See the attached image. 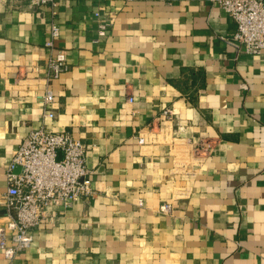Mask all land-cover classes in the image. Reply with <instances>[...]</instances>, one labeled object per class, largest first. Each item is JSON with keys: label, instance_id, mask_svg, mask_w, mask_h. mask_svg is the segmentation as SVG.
<instances>
[{"label": "crops", "instance_id": "1", "mask_svg": "<svg viewBox=\"0 0 264 264\" xmlns=\"http://www.w3.org/2000/svg\"><path fill=\"white\" fill-rule=\"evenodd\" d=\"M96 10L110 20L103 37ZM51 20L68 70L50 83L47 126L87 146L96 194L48 211L9 264H264V59L230 40L214 0H67L55 14L0 0V226L5 169L41 124L30 72L44 69ZM164 108L190 141L213 143L189 178L166 145L137 142Z\"/></svg>", "mask_w": 264, "mask_h": 264}, {"label": "built area", "instance_id": "2", "mask_svg": "<svg viewBox=\"0 0 264 264\" xmlns=\"http://www.w3.org/2000/svg\"><path fill=\"white\" fill-rule=\"evenodd\" d=\"M29 6H47L55 14L62 2L67 0H26ZM127 2L133 0H126ZM218 7L232 20L234 33L230 38L247 55L264 59V0H214ZM98 35L103 37L110 20L100 10L91 13ZM59 27L50 21L43 46L47 58L41 75L33 68L30 77L42 85L37 97L41 109V124L31 129L13 151L5 169L7 187L1 198L5 223L0 226V253L10 263L15 255L30 247L36 229L48 211L67 208L72 203L92 199L93 171L86 165L87 146L66 132L54 131L47 124L54 119L51 108L53 95L50 83L68 70L66 52L56 45ZM27 77V78H30ZM25 76L18 84L23 83ZM26 80V79H25ZM126 103H133L128 96ZM171 108H164L145 128L136 134L140 145L164 144L171 157L174 170L182 178L194 175L213 149L209 138L196 142L187 138V125L176 122ZM138 206H143L140 200ZM171 203L158 207L161 214H170Z\"/></svg>", "mask_w": 264, "mask_h": 264}]
</instances>
